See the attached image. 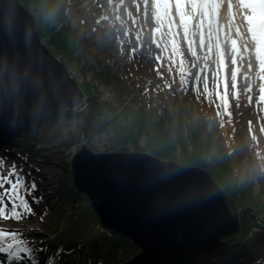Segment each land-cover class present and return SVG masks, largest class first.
Segmentation results:
<instances>
[{
    "label": "trees",
    "instance_id": "1",
    "mask_svg": "<svg viewBox=\"0 0 264 264\" xmlns=\"http://www.w3.org/2000/svg\"><path fill=\"white\" fill-rule=\"evenodd\" d=\"M24 1L36 13L39 36H46L50 46L67 61L80 50L97 62V74L116 95L119 105L103 101L90 86L79 83L86 97L80 111L66 108L37 118L34 125L8 137V149L2 144L0 149L11 153L14 159L20 156L31 164L39 158V129L47 126L44 122L50 125L64 117H81L86 122L81 129L85 138L92 131L89 126L95 122L98 132L112 135V146L119 151L126 150L130 143L139 151L138 137L143 136L145 146L141 150L162 160L175 161L184 168L199 167L207 171L227 196L228 209L237 218V229L223 236L217 245L174 255L148 254L129 239L104 229L89 204L72 210L70 202L79 195L72 186L65 193V204L53 212L43 232L29 230L17 237L27 241L32 252L15 264H45L53 255H60L57 264H264V197L262 193L256 195L253 181L243 175L242 155L235 149L239 130H244L250 88L244 80L238 82L241 99L235 100L237 107L231 105L233 89L229 84L220 89L219 96L215 94V83L198 52L214 51L215 44L209 46L207 38L201 48L194 21L183 7L175 9L167 25L169 32L160 31L153 41L152 64L147 72L135 40L130 41V47L119 46L116 55L99 44L91 26L105 18L84 16L75 25H66L63 20L69 0ZM216 2L220 7L217 32L221 34L220 44L227 49L229 39L244 37L243 20L238 8L228 5V0ZM108 22L117 36L123 33L130 36L123 22L117 23L115 17L108 18ZM246 68L242 66L243 70ZM226 73L225 79H229L228 69ZM12 127L18 125L0 121V136ZM185 135L195 144L193 152L185 150ZM76 136L70 145L77 144ZM220 139L225 140L223 145ZM178 147L182 151L180 157L175 156ZM249 149L255 157L264 152V147L259 145ZM204 153L210 155L211 162L204 159ZM82 255H85L83 263Z\"/></svg>",
    "mask_w": 264,
    "mask_h": 264
},
{
    "label": "water",
    "instance_id": "2",
    "mask_svg": "<svg viewBox=\"0 0 264 264\" xmlns=\"http://www.w3.org/2000/svg\"><path fill=\"white\" fill-rule=\"evenodd\" d=\"M85 100L65 66L42 44L33 15L19 0H0V121L29 123L81 107ZM70 175L101 226L148 254L217 245L237 229L224 191L199 167L184 168L140 151L94 154L82 143Z\"/></svg>",
    "mask_w": 264,
    "mask_h": 264
},
{
    "label": "rangeland",
    "instance_id": "3",
    "mask_svg": "<svg viewBox=\"0 0 264 264\" xmlns=\"http://www.w3.org/2000/svg\"><path fill=\"white\" fill-rule=\"evenodd\" d=\"M19 1L33 15L37 29L38 21L33 7L25 5L24 0ZM216 1L181 0V5L180 0H69V8L63 23L75 25L77 20L82 19L84 16L86 19H96L97 16L105 18V20H100L99 23H93L91 26L99 44L111 55H116L119 46L130 47V41L135 40L148 72L153 58V41L160 31L169 32V27L167 28L168 22L172 20L175 9L182 6L189 14L192 22L194 21L195 34L201 48L207 38L209 46L215 44L216 51L209 49L198 50L201 60L204 58V67H207L208 74L212 76L215 83L213 84L215 94L219 96L220 89L229 84L233 89L231 105L234 106L235 104L237 107L239 105L235 100L241 99L238 96L240 93L237 92L238 82L244 80L250 88V99L246 105V110H244V112L246 111L244 130H239L240 136L235 143V149L237 148L242 155L240 166L243 175H248L253 181V190L257 193L256 195L262 193L264 197V152L260 151L257 154L258 157H255L249 149L253 145L264 147V33L261 28H257L253 24L254 19L260 18L261 15L256 8L251 7L250 0H228L230 2L228 5H232L233 8H238L239 10V17L242 18L244 25L241 26L244 31V37L242 39H229V45L227 49H224L220 44L221 34L217 32V13L220 12V7ZM112 17H115L117 23L121 21L128 26L131 32L129 33L130 36L124 33L121 36H117L115 28H112L108 22V18ZM213 33L214 36L212 35ZM39 37L42 44L47 47L53 56L59 59L78 85L79 83L86 84L103 101L115 106L119 105L116 95L103 84L97 74V62L87 53L77 50L74 53V58L67 61L62 54L50 46L46 36ZM211 52H213V55H211ZM208 59V64L211 65L212 69L206 62ZM244 65L247 67L246 70L242 69ZM226 69L229 72V79H225L227 77ZM147 77L150 78V75ZM199 86H202V84H199ZM127 101L128 99H126ZM85 104L86 100L81 107L76 109L80 111ZM37 121L33 120L24 124L9 123L10 125L16 124L18 127H12L3 136H0V144L8 149V137H12L21 129L29 128ZM44 124L47 126L41 127L37 136V154L39 158L33 159L31 164L30 161H23L20 156L14 159L11 153L0 149V160L3 161V174H7L13 164H15L17 171L22 170L26 184L30 185L31 182H35L36 191L33 196L39 198L35 203H32L31 197L28 198L33 214L24 215L19 220L0 218V230H7L9 233L14 232L17 237L27 233L29 230L37 234L43 232L46 226L49 225L53 212L65 204V193H68L73 186L70 171H68L70 169L68 163H71L73 156L82 143L94 154L137 151L131 143L125 146L124 149L126 150H116L112 146L114 142L112 135L105 131L98 132L95 122H92L89 126L92 131L85 138L81 129L86 125V122L81 117H64L53 121L50 125L48 121L44 122ZM75 136L77 137V144L70 145L71 139ZM234 136L235 134L233 133L232 139ZM188 139L190 138L185 135V150L193 152L195 144L193 142L192 144ZM219 142L223 145L225 140L220 139ZM137 143L140 152L150 154L147 150H141L145 146L143 136L138 137ZM217 146L221 147V145ZM175 156H182L180 147L175 150ZM203 156L205 160L211 162L212 158L210 155L204 153ZM241 179L243 178L241 177ZM78 194L70 202L72 210L78 205L90 204L85 195L79 192ZM81 249L85 250L83 247ZM6 255H0V264H15V261L8 260ZM59 257L60 255H53L45 264H57ZM84 259L85 255H82V263Z\"/></svg>",
    "mask_w": 264,
    "mask_h": 264
},
{
    "label": "snow or ice",
    "instance_id": "4",
    "mask_svg": "<svg viewBox=\"0 0 264 264\" xmlns=\"http://www.w3.org/2000/svg\"><path fill=\"white\" fill-rule=\"evenodd\" d=\"M2 168L3 161L0 160V218L19 220L24 215L33 214L28 198L31 197L32 203L39 199L33 196L36 191L35 182L26 184L22 170L17 171L15 164L7 174H3ZM31 252L28 242L18 239L16 233L0 230V253L7 254L8 260L21 261L25 255H31Z\"/></svg>",
    "mask_w": 264,
    "mask_h": 264
},
{
    "label": "bare ground",
    "instance_id": "5",
    "mask_svg": "<svg viewBox=\"0 0 264 264\" xmlns=\"http://www.w3.org/2000/svg\"><path fill=\"white\" fill-rule=\"evenodd\" d=\"M40 118V117H39ZM35 120H37V119H35ZM12 125H14V124H12ZM0 255H4V253H0Z\"/></svg>",
    "mask_w": 264,
    "mask_h": 264
}]
</instances>
